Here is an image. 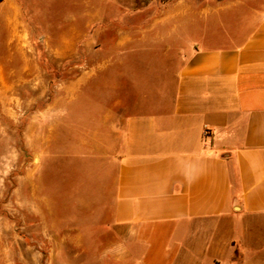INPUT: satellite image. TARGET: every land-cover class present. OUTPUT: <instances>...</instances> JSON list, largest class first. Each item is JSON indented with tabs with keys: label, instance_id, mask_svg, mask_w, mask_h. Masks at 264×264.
Here are the masks:
<instances>
[{
	"label": "crops",
	"instance_id": "crops-1",
	"mask_svg": "<svg viewBox=\"0 0 264 264\" xmlns=\"http://www.w3.org/2000/svg\"><path fill=\"white\" fill-rule=\"evenodd\" d=\"M25 2L0 1L9 9L2 26L17 45L33 31ZM50 4L38 3L37 33L47 49L57 57L103 53L85 65L90 70L58 82L53 108L68 100L72 110L80 101L88 112L101 99L98 119L85 114L84 131L93 134L81 157L98 170L76 174V195L97 216L100 237L112 231L111 242L96 241L109 242L104 260L264 264V0L260 9L254 0H109L103 7L87 0L60 39L50 31L57 27L46 15ZM229 4L240 8L216 15ZM131 19L133 27L121 26ZM136 66L147 76L133 73ZM27 68L45 73L39 63ZM97 68L101 94L93 91ZM13 77L11 69L9 93ZM36 173L40 179L35 168L21 176L27 191ZM71 232L74 244L89 234ZM0 244L9 257L8 240Z\"/></svg>",
	"mask_w": 264,
	"mask_h": 264
},
{
	"label": "rangeland",
	"instance_id": "rangeland-1",
	"mask_svg": "<svg viewBox=\"0 0 264 264\" xmlns=\"http://www.w3.org/2000/svg\"><path fill=\"white\" fill-rule=\"evenodd\" d=\"M25 1L26 10L33 16V31L19 45L10 42L5 33L2 21L9 16V9L0 7V232L3 233L0 239L9 242V257L5 255L6 248L0 244V264H117L114 260H104L107 259L104 250L109 242H96H111L114 239L112 231L109 236L104 233L100 237L104 229L97 226V216L81 207L76 195V174L98 170L95 163H87L81 157L89 154L90 146L86 142L93 134L84 131L86 115L98 119L99 116L93 113L100 111L101 99L88 112L80 108V101L72 110L66 106L68 100L62 101L61 111L53 108L58 82L64 84L90 70L85 65L102 59L103 53L101 50H82L75 56L57 57L55 52L46 48L37 33L39 0ZM86 1L52 0L46 15L56 21L57 27L51 28V33L60 39L68 30L70 20L80 21L81 15L74 8ZM93 1L98 7L109 2L104 0L99 5L101 0ZM258 2L260 0H254V5L260 9ZM237 8L240 7L229 4L216 15L231 14ZM212 18V14L210 17L201 16L199 21L208 23ZM133 22L138 21L131 19L120 23L133 27ZM147 42L151 43L150 40ZM59 60L62 61L60 70L56 62ZM36 63L42 67L41 72L45 68L43 76L39 75V69L27 68ZM11 69L14 71V91L9 93ZM132 70L138 77L147 76L144 67L136 66ZM93 71H97L94 72L97 78L93 91L101 94L100 68ZM82 95L84 97L85 93ZM31 168L42 174L39 179L36 173L35 185L28 186L34 190L27 191V184L23 187L21 176ZM85 230L89 234L84 242H70L71 231ZM53 233L55 237L50 236Z\"/></svg>",
	"mask_w": 264,
	"mask_h": 264
},
{
	"label": "built area",
	"instance_id": "built-area-1",
	"mask_svg": "<svg viewBox=\"0 0 264 264\" xmlns=\"http://www.w3.org/2000/svg\"><path fill=\"white\" fill-rule=\"evenodd\" d=\"M207 135V133H205V136Z\"/></svg>",
	"mask_w": 264,
	"mask_h": 264
}]
</instances>
